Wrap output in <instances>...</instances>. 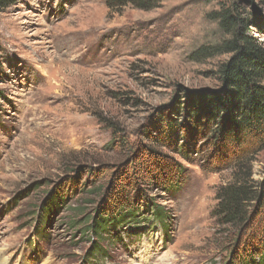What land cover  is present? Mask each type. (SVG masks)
I'll list each match as a JSON object with an SVG mask.
<instances>
[{
	"label": "rangeland",
	"instance_id": "rangeland-1",
	"mask_svg": "<svg viewBox=\"0 0 264 264\" xmlns=\"http://www.w3.org/2000/svg\"><path fill=\"white\" fill-rule=\"evenodd\" d=\"M226 1L141 11L18 0L0 13L6 264H227L250 244L243 233L237 247V231L212 217L217 189L232 180V148L215 147L193 118L219 91L227 57L191 56L224 39L211 13ZM247 1L264 18V0ZM252 175L264 182V150ZM100 218L121 221L100 238L91 232Z\"/></svg>",
	"mask_w": 264,
	"mask_h": 264
},
{
	"label": "trees",
	"instance_id": "trees-1",
	"mask_svg": "<svg viewBox=\"0 0 264 264\" xmlns=\"http://www.w3.org/2000/svg\"><path fill=\"white\" fill-rule=\"evenodd\" d=\"M17 1L0 0V13ZM240 2L243 0H227L219 11L211 13V19L217 22L224 39L191 56L196 62L227 57L215 73L219 91L201 98L205 109L201 107L198 115L195 114L197 117L193 118L197 129L203 130L205 136L209 135L215 147L232 148L228 158L225 157L229 161L227 164L233 165L232 180L217 189L212 217L218 225L237 231V247L243 233L247 234L248 238H245L250 244L242 246V251L240 246V249L235 246L241 253L235 256L234 248L227 264H256L257 255L264 256V182L257 183L252 175V162L264 150V18L256 16V6L247 0L244 4L250 6L251 11L242 12ZM160 5L161 0H105L108 10L131 6L150 11ZM252 33L261 35L262 40L254 39ZM177 108L180 115L181 107ZM120 206L126 207V204ZM154 212L159 214L158 210L154 209ZM260 215L262 221H259ZM101 221L91 226V232L99 237L106 232L108 223L112 222L114 226V222L118 224L121 220ZM95 228H99L98 233Z\"/></svg>",
	"mask_w": 264,
	"mask_h": 264
},
{
	"label": "bare ground",
	"instance_id": "bare-ground-1",
	"mask_svg": "<svg viewBox=\"0 0 264 264\" xmlns=\"http://www.w3.org/2000/svg\"><path fill=\"white\" fill-rule=\"evenodd\" d=\"M0 264H6V262L0 258Z\"/></svg>",
	"mask_w": 264,
	"mask_h": 264
}]
</instances>
